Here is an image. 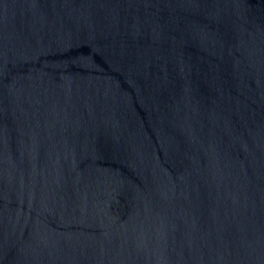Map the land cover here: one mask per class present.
<instances>
[{
	"label": "water",
	"instance_id": "water-1",
	"mask_svg": "<svg viewBox=\"0 0 264 264\" xmlns=\"http://www.w3.org/2000/svg\"><path fill=\"white\" fill-rule=\"evenodd\" d=\"M0 264H264V0H0Z\"/></svg>",
	"mask_w": 264,
	"mask_h": 264
}]
</instances>
